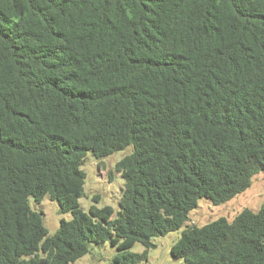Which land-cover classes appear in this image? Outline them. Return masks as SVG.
Segmentation results:
<instances>
[{"label": "trees", "instance_id": "obj_1", "mask_svg": "<svg viewBox=\"0 0 264 264\" xmlns=\"http://www.w3.org/2000/svg\"><path fill=\"white\" fill-rule=\"evenodd\" d=\"M127 148L119 210L86 212L87 153ZM260 171L264 0H0V264L108 240L110 264H137L181 228L183 264H264V205L183 228ZM46 196L72 215L52 235L30 204Z\"/></svg>", "mask_w": 264, "mask_h": 264}, {"label": "rangeland", "instance_id": "obj_2", "mask_svg": "<svg viewBox=\"0 0 264 264\" xmlns=\"http://www.w3.org/2000/svg\"><path fill=\"white\" fill-rule=\"evenodd\" d=\"M130 150V148L118 150L104 158H96L91 151L87 153L81 166L86 173V179L83 194L79 199L81 207L86 212H89L92 205L99 208L109 205L114 210L113 215L117 213L125 180L115 167L116 163ZM96 195H99L97 199H95ZM30 204L33 209L43 212L45 226L51 235L60 226L62 218L70 219L72 217L70 212L63 213L58 203L48 196L44 197L40 203L31 198ZM263 205L264 171H260L253 177L250 187L225 203L216 205L208 198H201L198 207L191 211L190 220L183 228L192 223L202 226L219 217L233 219L244 208L257 211ZM181 233L182 228L166 235L156 236L154 238L156 246L150 248L148 259L137 264H183L181 260L174 259L171 255V247L180 238ZM144 250L145 247L141 243H136L131 248V251L136 253H141ZM117 252V248L109 240L99 245L91 243L89 253L73 264H110Z\"/></svg>", "mask_w": 264, "mask_h": 264}]
</instances>
